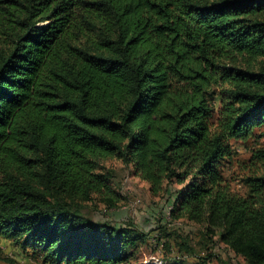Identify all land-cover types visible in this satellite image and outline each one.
Returning <instances> with one entry per match:
<instances>
[{
    "label": "trees",
    "instance_id": "16d2710c",
    "mask_svg": "<svg viewBox=\"0 0 264 264\" xmlns=\"http://www.w3.org/2000/svg\"><path fill=\"white\" fill-rule=\"evenodd\" d=\"M261 125L264 0H0V236L40 264L135 255L137 230L80 209L116 205L109 158L264 264V145L245 194L224 175Z\"/></svg>",
    "mask_w": 264,
    "mask_h": 264
},
{
    "label": "rangeland",
    "instance_id": "374dc122",
    "mask_svg": "<svg viewBox=\"0 0 264 264\" xmlns=\"http://www.w3.org/2000/svg\"><path fill=\"white\" fill-rule=\"evenodd\" d=\"M214 102L216 117L219 101L214 99ZM231 144L234 155L225 164L224 175L233 191L243 195L248 189L243 178L250 174L252 152L264 145V125L254 127L247 139H233ZM101 171L110 177L116 205L109 207L96 197L81 203L80 209L90 219L137 230L140 238L137 251L128 264H220L219 259L248 264L221 242L218 235H207L203 224L171 212L177 190L183 185H168L161 193L153 194L149 183L117 158L103 160ZM0 264H40V260L26 255L14 242L0 236Z\"/></svg>",
    "mask_w": 264,
    "mask_h": 264
}]
</instances>
